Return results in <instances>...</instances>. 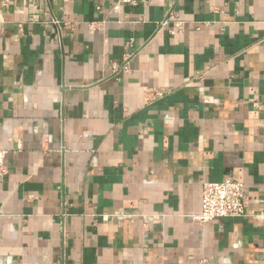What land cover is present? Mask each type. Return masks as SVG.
Segmentation results:
<instances>
[{"label":"crops","instance_id":"0c3cea01","mask_svg":"<svg viewBox=\"0 0 264 264\" xmlns=\"http://www.w3.org/2000/svg\"><path fill=\"white\" fill-rule=\"evenodd\" d=\"M0 150V264H264V0H0Z\"/></svg>","mask_w":264,"mask_h":264},{"label":"built area","instance_id":"2783aa9c","mask_svg":"<svg viewBox=\"0 0 264 264\" xmlns=\"http://www.w3.org/2000/svg\"><path fill=\"white\" fill-rule=\"evenodd\" d=\"M174 17L170 21L165 17L157 23V31L167 28L173 34L176 29L184 26V22L178 20L175 13H169ZM57 24V22H53ZM5 151L0 150V176L4 172ZM201 208L200 211L191 216L192 221L205 225L211 221L223 217H242L244 209V185L230 178L218 182H205L201 185Z\"/></svg>","mask_w":264,"mask_h":264}]
</instances>
